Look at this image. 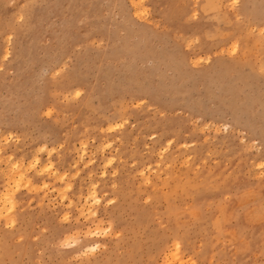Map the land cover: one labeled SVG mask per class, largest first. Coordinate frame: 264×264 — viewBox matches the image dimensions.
<instances>
[{"label":"rangeland","instance_id":"1","mask_svg":"<svg viewBox=\"0 0 264 264\" xmlns=\"http://www.w3.org/2000/svg\"><path fill=\"white\" fill-rule=\"evenodd\" d=\"M138 2L0 0V264H264V0Z\"/></svg>","mask_w":264,"mask_h":264},{"label":"bare ground","instance_id":"2","mask_svg":"<svg viewBox=\"0 0 264 264\" xmlns=\"http://www.w3.org/2000/svg\"><path fill=\"white\" fill-rule=\"evenodd\" d=\"M130 1H131V0H130ZM138 1H139V2H138ZM135 2H136V1H134V3H135ZM137 2H138L139 5H140V4H141L140 2H142V0H141V1H140V0H137ZM27 3H28V2H27ZM134 3H133V4H134ZM193 3H194V2H193ZM131 4H132V3H131ZM133 4H132V5H133ZM141 5H142V7L144 6L143 4H141ZM137 6H138V5H137ZM137 6H136V7H137ZM140 7H141V6H140ZM140 7H139V8L137 7L138 10L140 9ZM142 7H141V8H142ZM144 7H145V6H144ZM144 7H143V8H144ZM132 10H133V9H132ZM138 10H135V11L137 12ZM142 10H144L143 12L145 13V9H142ZM195 10H197V9H195ZM202 10H203V9H202ZM140 11H141V10H140ZM140 11H139V12H140ZM141 12H142V11H141ZM133 13H135V12H133ZM144 13H143V14H144ZM196 13H197V12H196ZM228 13H229V12H228ZM135 14H137V13H135ZM146 14H147V13H146ZM193 14H194V13H193ZM137 15H138V14H137ZM141 16H142V15H141ZM144 16H145V15H144ZM144 16H143V17H144ZM137 17H138V16H137ZM141 18H142V17H141ZM145 18H146V17H145ZM145 18H144V19H145ZM142 19H143V18H142ZM19 20H20V19H19ZM146 20H147V19H146ZM128 21H129V20H128ZM141 23H142V22H141ZM234 23H235V22H234ZM126 25H127V24H126ZM236 46H237V44H236ZM7 51H8V50H7ZM8 52H9V51H8ZM6 56H7V55H6ZM184 58H186V57H184ZM252 64H253V63H252ZM73 93H74V91H73ZM75 95H77V94H75ZM88 145H89V144H88ZM108 145H109V144H108ZM84 151H86V150H84ZM49 152H50V150H49ZM1 153H2V152H1ZM50 154H51V153H50ZM82 154H84V153H82ZM50 157H51V156H50ZM79 158H80V157H79ZM35 159H36V158H35ZM81 159H82V158H81ZM22 160H23V159H22ZM31 160H32V159H31ZM31 160H30V161H31ZM13 161H14V160H13ZM18 161H19V160H18ZM33 161H34V162H33ZM33 161H31V162H33L32 164H33L34 166H36V165H38V164L40 163L38 158H37L36 160L33 159ZM6 162H7V161H6ZM21 162H22V161H21ZM31 162H29V163H31ZM8 163L10 164L11 162H7L6 164H8ZM14 163H15V162H14ZM18 163H19V162H18ZM16 164H17V162H16ZM19 164L21 165V166H19V168L22 167V169H23V166L26 165V164H24V163H23L24 165H22L21 163H19ZM32 164H30V166H31V167H34ZM12 165H13V164H12ZM27 165H28V164H27ZM27 165H26V166H27ZM53 165H54V164H53ZM53 165H51V164H50V165H47L46 167H47L48 170H47V169H46V170H47V171H50V170L53 168V167H52ZM10 166H11V165H10ZM15 166H16V165H14V167H15ZM30 166L28 165L27 168H29ZM31 167H30L29 169H31ZM46 167H44V168H46ZM48 167H51V169L49 170ZM11 168H13V167H11ZM17 168H18V165H17ZM17 168H16V169H17ZM19 168H18V169H19ZM44 168H43V169H44ZM14 169H15V168H14ZM14 169H12L13 171H12V170H11V171L14 172ZM16 169H15V170H16ZM25 169H26V168H25ZM43 169H42V170H43ZM35 170H36V169H35ZM46 170H43V171H41V172H44V173H45V172H47ZM56 170H58V169H56ZM8 171H10V170L8 169ZM8 171H6V172H8ZM16 171H17V170H16ZM19 171H21V172H19V173H18V172H17V173L14 172V173L16 174V176H18V178H14L15 174L13 175V179H12V181H11V184H13V187L10 186L9 188H11V189H9L8 191H5V193H4L3 195H2V194L0 195V220H1L2 217L4 218L5 215H6V216H5V219H6V218L8 217V215H10L12 212L15 213L14 210H15L16 207H17V205H16V204H17V201H16V193L19 192V191H17V190H20V189H21V188H20V187H21V183H23V182L25 183V182H26L25 184L29 185L30 187H31L32 184H33V182H32L31 180H29V178H27V176H25V172L23 173L22 170H21V168L19 169ZM28 171H29V170H28ZM28 171H27L26 175L28 174ZM36 171H37V170H36ZM29 172H30V171H29ZM50 172H54V171L52 170V171H50ZM56 172H57V171H56ZM56 172H55V173H56ZM58 172H59V171H58ZM58 172H57V173H58ZM102 172H104V171H102ZM9 173H10V172H9ZM9 173H8V174H9ZM39 173H40V172H39ZM44 173H41L40 175H42V174H44ZM8 174L5 173L6 176H7ZM10 174H13V173H10ZM47 174H48V172H47ZM52 174H53V173H52ZM59 174H60V173H59ZM5 175H4V176H5ZM57 175H58V174H57ZM57 175L54 174L53 177H55V176H57ZM61 175L63 176L64 173L61 174ZM16 176H15V177H16ZM42 176H43V175H42ZM45 176H47V175H45ZM58 176H59V175H58ZM58 176H57V177H58ZM62 176H61V177H62ZM9 177H11V176L9 175L7 178H9ZM64 177H65V176H63V178H64ZM11 178H12V177H11ZM49 178H51L50 175H49ZM63 178H61V180H62ZM5 179H6V177H5ZM56 179H57V181H58V179H60V177H59V178H56ZM64 179H65V178H64ZM9 180H10V179H9ZM9 180H8L7 182H9ZM43 181H45V180H43ZM43 181H42V182H43ZM59 181H60V180H59ZM54 182H55V181H54ZM60 182H61V181H60ZM62 182H65V181L63 180ZM43 183H44V182H43ZM66 183H67V182H66ZM25 184H23V187L28 188L29 186H24ZM48 184H49V183H48ZM48 184H46V185L44 184L45 186L43 185V187H47ZM62 184H63V183H62ZM67 184H68V183H67ZM69 185H71V184L69 183ZM69 185H68V186L65 185V186H67V187L70 188ZM8 186H9V185H8ZM32 187H34V186H32ZM43 187H42V188H43ZM71 187H72V186H71ZM19 188H20V189H19ZM42 188H41V189H42ZM69 188H66V189L68 190ZM7 189H8V187H7ZM32 189H33V188H32ZM32 189H31V190H32ZM62 189H65V188L63 187ZM70 189H71V188H70ZM91 189H92V191H91V193H88V194H89L88 197H89V199H91V198L94 199V203H92V205H93V204L96 205V204L101 203L102 199L98 196L97 189H96V188H94V189L91 188ZM91 189H90V190H91ZM63 191H64V190H63ZM89 192H90V191H89ZM248 192H249V191H248ZM63 193H64V192H63ZM65 193H66V190H65ZM65 193H64V194H65ZM90 196H92V197H90ZM88 197H87V198H88ZM249 198H250V197H249ZM87 201H88V199H87ZM81 208H82V207H81ZM97 213H98V208H94V210H92V212L90 213V217H91V216H94V215H97ZM91 214H92V215H91ZM12 215H13V217H11V218L14 220V214H12ZM10 216H11V215H10ZM7 219H8V218H7ZM9 219H10V217H9ZM62 219H63V218H62ZM90 219H91V218H90ZM2 220H3V219H2ZM13 220L10 219L9 221L12 223ZM7 222H8V221H7ZM1 223H2V222H0V224H1ZM15 223H16V221L14 220V224H15ZM222 223H223V222H222ZM222 223H221V224H222ZM8 224H10V223H8ZM8 226H9V225H8ZM10 226H11V225H10ZM13 226H14V225H13ZM11 227H12V226H11ZM108 228H109V227H108ZM70 235H72V234H70ZM74 237H75V236H74ZM240 242H241V241H240ZM65 243H66V242H65ZM76 243H77V242H76ZM175 244H176V248H174V249H176L175 251H177L176 254H177L178 256H180V255H181V254L179 253V251H180V243H175ZM99 245H100V244H99ZM173 246H174V245H173ZM97 247H98V243L93 244V245H90V246H86L87 251L89 250V251H93V252L96 250ZM181 249H182V248H181ZM85 250H86V249H85ZM175 251H174V252H175ZM84 252H86V251H84ZM84 252H83V253H84ZM166 252H167V251H166ZM174 252H173V253H174ZM173 253H172V254H173ZM179 254H180V255H179ZM169 255H170V254H169ZM177 255H175V258L179 259V257H177ZM180 257H181V256H180ZM182 260H183V259H182ZM178 261H181V259L178 260ZM191 261H192V260H191ZM182 262H183V261H182ZM184 262H187V261H184ZM192 262H193V261H192ZM179 263H180V262H179ZM181 264H183V263H181ZM184 264H185V263H184Z\"/></svg>","mask_w":264,"mask_h":264}]
</instances>
